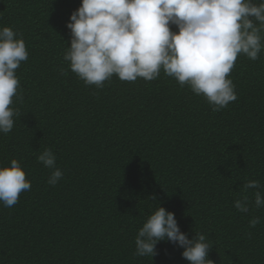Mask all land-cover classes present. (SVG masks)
I'll return each mask as SVG.
<instances>
[{
    "label": "trees",
    "instance_id": "1",
    "mask_svg": "<svg viewBox=\"0 0 264 264\" xmlns=\"http://www.w3.org/2000/svg\"><path fill=\"white\" fill-rule=\"evenodd\" d=\"M80 4L0 0V28L28 52L0 167L16 159L31 184L15 205L0 202V264H189L167 240L152 259L136 255L138 230L159 206L189 239L205 236L213 264H264V206L254 204L264 195V28L258 58L239 54L227 77L237 99L213 111L163 69L152 81L86 84L64 59ZM46 148L63 172L55 185L37 160ZM249 181L260 188L245 190ZM243 196L247 212L234 207Z\"/></svg>",
    "mask_w": 264,
    "mask_h": 264
},
{
    "label": "clouds",
    "instance_id": "2",
    "mask_svg": "<svg viewBox=\"0 0 264 264\" xmlns=\"http://www.w3.org/2000/svg\"><path fill=\"white\" fill-rule=\"evenodd\" d=\"M261 27H257L253 19ZM66 27L71 31L70 46L64 59L70 69L88 85L103 87L117 75L122 81L143 78L155 80L161 69L181 86L189 85L219 111L237 96L228 75L237 56L256 60L261 52V28H264V0H81L71 13ZM175 25L178 31H172ZM28 59L22 38L10 27L0 28V133H9L16 112L10 105L19 99L16 69ZM45 167L53 169L48 183L55 185L63 176L56 157L46 148L37 156ZM31 184L16 159L10 167H0V202L15 205L21 192ZM247 189H259L258 181H249ZM256 208L264 206V195L254 193ZM248 198L243 196L234 207L247 212ZM250 226L260 218L250 220ZM167 240L183 249L189 264H213L207 259L209 243L203 234L192 239L181 232L174 213L158 207L135 238L136 255H156V245Z\"/></svg>",
    "mask_w": 264,
    "mask_h": 264
}]
</instances>
